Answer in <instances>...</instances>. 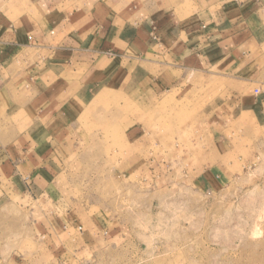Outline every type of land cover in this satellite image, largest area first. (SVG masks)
Returning a JSON list of instances; mask_svg holds the SVG:
<instances>
[{
    "label": "rangeland",
    "instance_id": "obj_1",
    "mask_svg": "<svg viewBox=\"0 0 264 264\" xmlns=\"http://www.w3.org/2000/svg\"><path fill=\"white\" fill-rule=\"evenodd\" d=\"M98 98L54 144L66 173L49 192L0 200V264H264V130L171 98Z\"/></svg>",
    "mask_w": 264,
    "mask_h": 264
},
{
    "label": "crops",
    "instance_id": "obj_2",
    "mask_svg": "<svg viewBox=\"0 0 264 264\" xmlns=\"http://www.w3.org/2000/svg\"><path fill=\"white\" fill-rule=\"evenodd\" d=\"M25 3L0 8V200L49 192L66 173L54 144L68 149V128L101 95H143L141 106L171 98L180 111L211 119L220 109L217 123L232 112L264 130V0Z\"/></svg>",
    "mask_w": 264,
    "mask_h": 264
},
{
    "label": "built area",
    "instance_id": "obj_3",
    "mask_svg": "<svg viewBox=\"0 0 264 264\" xmlns=\"http://www.w3.org/2000/svg\"><path fill=\"white\" fill-rule=\"evenodd\" d=\"M259 92H260L259 90H255V93H256V94H259Z\"/></svg>",
    "mask_w": 264,
    "mask_h": 264
}]
</instances>
